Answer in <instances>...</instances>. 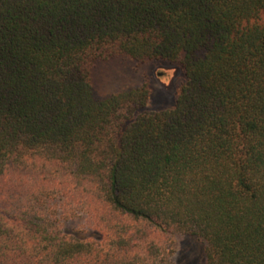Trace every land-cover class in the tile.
I'll return each instance as SVG.
<instances>
[{
    "label": "trees",
    "instance_id": "16d2710c",
    "mask_svg": "<svg viewBox=\"0 0 264 264\" xmlns=\"http://www.w3.org/2000/svg\"><path fill=\"white\" fill-rule=\"evenodd\" d=\"M114 60L178 67L173 107L97 98ZM177 235L264 264V0H0V264H185Z\"/></svg>",
    "mask_w": 264,
    "mask_h": 264
},
{
    "label": "rangeland",
    "instance_id": "374dc122",
    "mask_svg": "<svg viewBox=\"0 0 264 264\" xmlns=\"http://www.w3.org/2000/svg\"><path fill=\"white\" fill-rule=\"evenodd\" d=\"M183 74L174 65L164 62L137 64L126 60H114L98 64L93 72V89L96 97L104 98L121 90L137 87L147 82L150 88L149 109L153 111L173 107ZM176 259L185 264H204L198 248L188 238L177 235L174 240ZM189 260L186 259L192 253Z\"/></svg>",
    "mask_w": 264,
    "mask_h": 264
}]
</instances>
